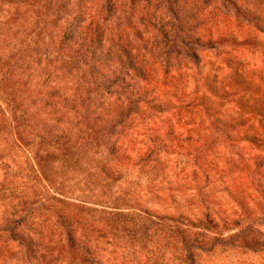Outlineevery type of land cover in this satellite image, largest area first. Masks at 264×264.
Instances as JSON below:
<instances>
[{"label": "rangeland", "instance_id": "1", "mask_svg": "<svg viewBox=\"0 0 264 264\" xmlns=\"http://www.w3.org/2000/svg\"><path fill=\"white\" fill-rule=\"evenodd\" d=\"M16 1L0 264H264V0ZM58 5L97 60L48 38Z\"/></svg>", "mask_w": 264, "mask_h": 264}, {"label": "trees", "instance_id": "2", "mask_svg": "<svg viewBox=\"0 0 264 264\" xmlns=\"http://www.w3.org/2000/svg\"><path fill=\"white\" fill-rule=\"evenodd\" d=\"M11 3L14 5L18 2L16 0H10ZM62 4H69V0H64ZM61 7V5H60ZM58 5L57 11H51L50 14H45L46 17H49V23L51 26V29H49L48 32V38L54 39V35L51 33L52 30L56 28V32L58 33V38L60 41L64 42L65 46L70 47L73 49V51L76 52H88L90 51V57L95 58L97 60L100 55H102L101 51L98 50V46L100 45L101 36L98 34L99 28H95V38L94 36L87 34L88 31L85 29V26L80 25V22L84 21V17H82V14H85L84 11L79 10L77 12H69L68 9H60ZM44 15V14H36ZM48 15V16H47ZM31 16V14H30ZM39 19H42V17H39ZM34 26L37 27L39 22H33ZM80 25V26H79ZM89 25V22L88 24ZM33 27V28H35ZM78 27H83V31L85 34L80 36V33H76V30ZM31 28V29H33ZM42 28V27H39ZM79 40V41H78ZM94 40L95 46L93 47L91 44V41ZM72 51V52H73Z\"/></svg>", "mask_w": 264, "mask_h": 264}]
</instances>
